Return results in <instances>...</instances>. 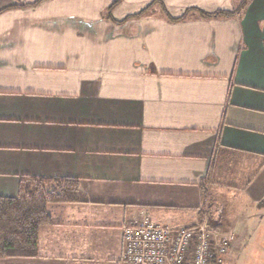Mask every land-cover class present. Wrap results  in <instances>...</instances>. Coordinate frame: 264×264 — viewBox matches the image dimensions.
Returning a JSON list of instances; mask_svg holds the SVG:
<instances>
[{"label":"crops","instance_id":"obj_1","mask_svg":"<svg viewBox=\"0 0 264 264\" xmlns=\"http://www.w3.org/2000/svg\"><path fill=\"white\" fill-rule=\"evenodd\" d=\"M115 1L0 0V196L41 177L81 192L0 264H123L125 223L213 204L219 264L248 247L264 264V0L227 18L194 9L242 0Z\"/></svg>","mask_w":264,"mask_h":264},{"label":"built area","instance_id":"obj_2","mask_svg":"<svg viewBox=\"0 0 264 264\" xmlns=\"http://www.w3.org/2000/svg\"><path fill=\"white\" fill-rule=\"evenodd\" d=\"M232 233L217 235L207 219L192 225H165L149 217L122 226L123 264H219Z\"/></svg>","mask_w":264,"mask_h":264},{"label":"trees","instance_id":"obj_3","mask_svg":"<svg viewBox=\"0 0 264 264\" xmlns=\"http://www.w3.org/2000/svg\"><path fill=\"white\" fill-rule=\"evenodd\" d=\"M245 2L242 0L233 10H194L202 18H227L239 13ZM116 3L117 0L108 11ZM183 18L182 15L176 19ZM80 196L76 179L42 177L22 180L16 197L0 196V258L35 255L39 228L49 222V208L53 207V202L74 201Z\"/></svg>","mask_w":264,"mask_h":264},{"label":"rangeland","instance_id":"obj_4","mask_svg":"<svg viewBox=\"0 0 264 264\" xmlns=\"http://www.w3.org/2000/svg\"><path fill=\"white\" fill-rule=\"evenodd\" d=\"M213 205L214 206L210 205V209H209V211L212 213L211 214V217H210L211 220L208 219V217H207L206 214H204V216H205L204 218H207L208 220H210L211 224L214 226V229L216 230L217 235L219 236V235L225 234L222 230L219 229V225L222 222L223 208L220 207V206H218V204L217 205L216 204H213ZM199 209H202L205 212V210L207 209V207H202L201 208V207L198 206V208H196V210L194 209V211H193L194 216L197 215V211H199ZM191 214H189V215H191ZM193 223H191V224H193ZM226 232H228V231H226ZM254 253L255 252H253L252 250L250 251V247H248L246 249V251H243L244 257L242 256L241 261H239L238 264H251L249 262L250 261L249 258L251 256H253L254 258H257L256 257V253H255V256L252 255Z\"/></svg>","mask_w":264,"mask_h":264}]
</instances>
